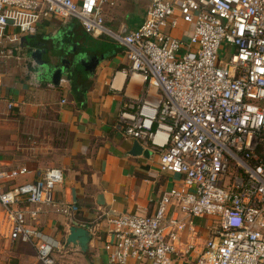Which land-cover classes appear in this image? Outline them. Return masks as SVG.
Wrapping results in <instances>:
<instances>
[{"label": "built area", "instance_id": "2783aa9c", "mask_svg": "<svg viewBox=\"0 0 264 264\" xmlns=\"http://www.w3.org/2000/svg\"><path fill=\"white\" fill-rule=\"evenodd\" d=\"M117 2L0 0L1 64L14 56L8 46L50 18L122 47L128 81L140 86L118 112L122 134L180 177L150 216L98 217L108 229L106 264H175L193 252L195 264H264V0H149L137 29L112 31L104 11ZM181 25L190 26L185 41L171 35ZM223 43L232 54L222 64ZM27 172L0 170L1 233L32 246L39 264H57L40 219L78 208L54 198L57 168L6 188Z\"/></svg>", "mask_w": 264, "mask_h": 264}, {"label": "crops", "instance_id": "0c3cea01", "mask_svg": "<svg viewBox=\"0 0 264 264\" xmlns=\"http://www.w3.org/2000/svg\"><path fill=\"white\" fill-rule=\"evenodd\" d=\"M148 5L149 0H118L104 11L105 26L112 31L135 30ZM189 30L181 25L171 35L185 41L184 32ZM27 47L39 52L37 60L25 55ZM8 48L14 56L0 63V170L24 167L28 172L6 188L35 181L46 169H60L63 182L55 188L54 198L77 206L78 212L72 216L51 212L40 219L39 230L55 242L57 264H106L103 245L108 229L98 217L150 216L160 197L180 183L179 176L160 171L157 153L129 155L134 141L123 136L117 115L126 96L139 95L140 86L128 81L123 48L107 36L86 34L75 20L59 18L42 21L36 35H22ZM62 48L94 58L97 65L89 70L76 66L75 75L62 76L56 85L41 80L35 63L59 65ZM1 220L0 206V264H39L32 246L2 235ZM72 225L90 232L85 253L65 247ZM200 234L199 240L206 237L205 232ZM186 237H181L183 243ZM195 259L193 252L175 259V264H195Z\"/></svg>", "mask_w": 264, "mask_h": 264}, {"label": "water", "instance_id": "95a60500", "mask_svg": "<svg viewBox=\"0 0 264 264\" xmlns=\"http://www.w3.org/2000/svg\"><path fill=\"white\" fill-rule=\"evenodd\" d=\"M65 48V46H64ZM62 48L59 52L62 54L59 56V65L50 64V62L35 63V74L44 81H50L53 84H58L62 76H72L75 75L76 66H81L85 70H89L91 67L95 68L97 61L94 58L87 57L84 54L76 53L74 49L67 53L65 49ZM26 56L30 57L32 60H37L39 52L33 50L32 47H27ZM151 152L143 149L138 141H134L132 148L129 152L130 156H150ZM90 232L88 229L82 226L72 225L69 227L67 234L65 236V247L71 246L85 253L88 250V245L90 242Z\"/></svg>", "mask_w": 264, "mask_h": 264}, {"label": "rangeland", "instance_id": "374dc122", "mask_svg": "<svg viewBox=\"0 0 264 264\" xmlns=\"http://www.w3.org/2000/svg\"><path fill=\"white\" fill-rule=\"evenodd\" d=\"M220 49H221V56H220V59H221V61H223L222 62V64L225 62V61H227L228 59H229V57L231 56V54H232V50H230V48L229 47H227V45L226 44H221V47H220ZM196 223L198 224V225H202L203 224V221H201V220H197L196 221ZM54 257H55V255H54Z\"/></svg>", "mask_w": 264, "mask_h": 264}]
</instances>
